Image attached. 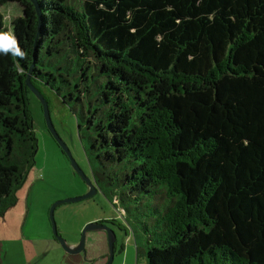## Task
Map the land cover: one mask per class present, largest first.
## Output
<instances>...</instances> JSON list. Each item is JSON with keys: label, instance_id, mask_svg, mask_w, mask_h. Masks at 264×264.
Wrapping results in <instances>:
<instances>
[{"label": "trees", "instance_id": "obj_1", "mask_svg": "<svg viewBox=\"0 0 264 264\" xmlns=\"http://www.w3.org/2000/svg\"><path fill=\"white\" fill-rule=\"evenodd\" d=\"M36 1L38 35L0 0L27 53L0 55V215L34 164L32 65L80 108L96 186L151 205L147 264H264V0Z\"/></svg>", "mask_w": 264, "mask_h": 264}, {"label": "rangeland", "instance_id": "obj_2", "mask_svg": "<svg viewBox=\"0 0 264 264\" xmlns=\"http://www.w3.org/2000/svg\"><path fill=\"white\" fill-rule=\"evenodd\" d=\"M3 27L11 30V21L22 14L16 2L0 5ZM54 129L75 162L95 185L91 168L96 163L89 151V140L77 105L62 103L45 91ZM28 108L36 137L33 167L15 190V203L0 215V260L2 264H106L109 258L107 230L85 233L84 253L68 254L54 237L49 217L51 205L62 199L84 195L88 186L50 134L41 104L28 93ZM88 111V109H85ZM88 198L61 202L53 214L57 233L69 245L77 244L85 225L104 223L114 235L110 264H147L143 222L151 230V205L123 204V217L106 187H97ZM142 208L144 210L142 211Z\"/></svg>", "mask_w": 264, "mask_h": 264}, {"label": "water", "instance_id": "obj_3", "mask_svg": "<svg viewBox=\"0 0 264 264\" xmlns=\"http://www.w3.org/2000/svg\"><path fill=\"white\" fill-rule=\"evenodd\" d=\"M30 1L34 5V8H35V11H36V14H37V21H38V24H37V35H38V33L41 30V26H42V17H41V13H40L39 5H38L37 1L36 0H30ZM31 69H32V65L30 66V68L28 70V73L26 75L25 85L38 98V100H39V102L41 104V107H42V110H43V114H44V118H45V121L47 123V128H48L50 134L54 137V139L56 140V142L58 143V145L60 146L62 151L68 157V159H69V161H70V163L72 165L73 170L76 173L80 174V176L84 179L85 183L88 186V190H87V192L84 195H82L80 197H72V198L62 199L60 201L54 202L51 205L50 210H49V217H50V221L52 223L54 237L59 241L60 245L62 246V248L64 249V251L66 253H68V254H80V253H84V251H85V249H84V240H85V233L87 231L98 230V229L107 230V233H108V246H109L110 254H109V258H108L106 264H110V262H111V260L113 258V243H114L115 238H114L113 233L109 230V228L104 223H98V222L94 221V222H90L87 225H85L84 228L81 231L79 242L77 244H73V245L67 244V242L57 233L55 220H54V214H53L55 206L58 205L61 202H71V201H77V200L88 198V197H90V196H92V195H94L96 193L97 188L92 183V181L79 168V166L75 162L74 158L72 157L70 151L66 147L65 143L60 139V137L56 133V131L54 129V126L52 124V121H51L50 111H49V106H48L47 99L30 82Z\"/></svg>", "mask_w": 264, "mask_h": 264}, {"label": "clouds", "instance_id": "obj_4", "mask_svg": "<svg viewBox=\"0 0 264 264\" xmlns=\"http://www.w3.org/2000/svg\"><path fill=\"white\" fill-rule=\"evenodd\" d=\"M0 55L11 56L19 60H25L27 53L20 47V43L12 32H0ZM17 69L23 74V69L17 63Z\"/></svg>", "mask_w": 264, "mask_h": 264}, {"label": "flooded vegetation", "instance_id": "obj_5", "mask_svg": "<svg viewBox=\"0 0 264 264\" xmlns=\"http://www.w3.org/2000/svg\"><path fill=\"white\" fill-rule=\"evenodd\" d=\"M95 186H96V184H95Z\"/></svg>", "mask_w": 264, "mask_h": 264}]
</instances>
